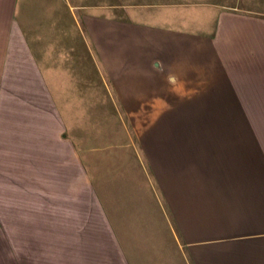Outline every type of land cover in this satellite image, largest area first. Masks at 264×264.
<instances>
[{"label":"crops","instance_id":"0c3cea01","mask_svg":"<svg viewBox=\"0 0 264 264\" xmlns=\"http://www.w3.org/2000/svg\"><path fill=\"white\" fill-rule=\"evenodd\" d=\"M256 1L0 0V264H62V111L97 103L100 74L173 238L138 258L123 245V264H264Z\"/></svg>","mask_w":264,"mask_h":264},{"label":"rangeland","instance_id":"374dc122","mask_svg":"<svg viewBox=\"0 0 264 264\" xmlns=\"http://www.w3.org/2000/svg\"><path fill=\"white\" fill-rule=\"evenodd\" d=\"M139 1L96 0L116 6ZM186 1H213L227 9H249L252 3ZM255 4L264 11V0ZM97 94V103L69 105L66 110L62 106V120L70 125L62 129V264H123V245L137 258L170 253V221L161 215L151 173L139 159L137 122L126 119L101 74ZM58 237L52 234V241ZM165 244L170 247L153 248ZM57 251L52 250V258Z\"/></svg>","mask_w":264,"mask_h":264}]
</instances>
